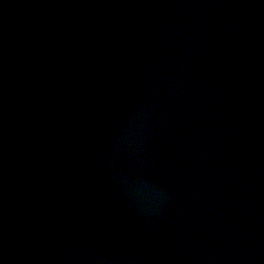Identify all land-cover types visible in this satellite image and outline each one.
<instances>
[{"label": "water", "instance_id": "1", "mask_svg": "<svg viewBox=\"0 0 264 264\" xmlns=\"http://www.w3.org/2000/svg\"><path fill=\"white\" fill-rule=\"evenodd\" d=\"M0 264H264V0H0Z\"/></svg>", "mask_w": 264, "mask_h": 264}]
</instances>
